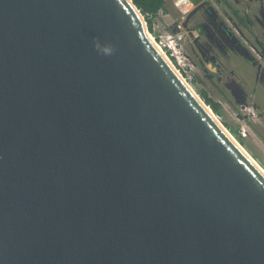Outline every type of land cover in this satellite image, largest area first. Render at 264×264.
Here are the masks:
<instances>
[{"label": "water", "instance_id": "95a60500", "mask_svg": "<svg viewBox=\"0 0 264 264\" xmlns=\"http://www.w3.org/2000/svg\"><path fill=\"white\" fill-rule=\"evenodd\" d=\"M205 104L133 0H0V264H264V172Z\"/></svg>", "mask_w": 264, "mask_h": 264}, {"label": "rangeland", "instance_id": "374dc122", "mask_svg": "<svg viewBox=\"0 0 264 264\" xmlns=\"http://www.w3.org/2000/svg\"><path fill=\"white\" fill-rule=\"evenodd\" d=\"M241 1H243L244 6L247 5V1ZM256 1L257 9L255 13L257 18H260L261 9L264 8V0H262L261 5H259L258 0ZM235 10L238 11L236 14L239 19H243L244 15L249 13H245L243 7ZM142 16L147 24V18L143 14ZM184 23V15L173 5L171 0V6L164 5L163 9L152 18L151 28H148V30L163 47L174 66L201 100L205 102L204 93L208 99L218 104V110L216 111L210 105L208 106L224 127L264 168V116L259 115V111L253 108L251 103L246 109L240 107L234 101L229 89L224 84L226 81L219 79L215 68L210 67V64H213L212 61L201 57L197 48L198 44H196L197 40L189 35L190 21L186 27L183 25ZM250 28L249 26H243L245 33L250 32L258 40L263 39L262 29H259L256 25L251 28L253 31ZM225 75L226 73H223L222 77ZM237 81L241 83L239 79ZM260 111L264 113L263 106L260 107Z\"/></svg>", "mask_w": 264, "mask_h": 264}, {"label": "flooded vegetation", "instance_id": "af4514ba", "mask_svg": "<svg viewBox=\"0 0 264 264\" xmlns=\"http://www.w3.org/2000/svg\"><path fill=\"white\" fill-rule=\"evenodd\" d=\"M258 1L261 5L262 0ZM211 2L215 7V12L208 8L207 4L209 3L208 1H206L190 16V19L191 17L195 18L196 16V19L198 20V24L195 26V29L197 27L196 44L200 46L201 57L205 60L212 61L213 65H215V70L218 73L217 77L219 79H221L222 81H228L232 77V74H230L229 70H226V68L223 69V67L219 64L221 60L217 55L221 53L225 58L228 57L227 45L219 39L218 33L220 35L221 33L225 34L227 28L233 30V27L237 26L239 30L243 32L249 45H251L254 51L258 53V57L253 55V53H250L251 60L259 64L260 67L264 69V18H257L256 13V15H254L255 21L263 25L261 30L263 39L258 40L255 36H253V33H245L243 30V26L251 27V21L247 16L248 14L244 15L243 19H239V17L234 14V8L232 9L233 13L228 12L229 8H231V6L233 7V4H231V2H236L235 0H211ZM243 11L245 13H248V11H246L245 9H243ZM250 13L252 14L253 12ZM248 21L250 22L248 23ZM247 61V65H249L248 68L250 69V71H248V74L251 75L252 79L251 85L249 87H246L249 88L250 92H247L245 86L242 84V88L247 93V106H249V104L251 103L253 108L259 111L258 114L264 116V113L260 111L261 106H263L264 109V85L256 79V66H253L251 62H249V60ZM223 73H226L224 77H222ZM236 78L238 77L236 76ZM226 88L228 87L226 86Z\"/></svg>", "mask_w": 264, "mask_h": 264}, {"label": "crops", "instance_id": "0c3cea01", "mask_svg": "<svg viewBox=\"0 0 264 264\" xmlns=\"http://www.w3.org/2000/svg\"><path fill=\"white\" fill-rule=\"evenodd\" d=\"M206 1H208V3H209V4H207L208 7L210 5L213 8H215L213 3L211 2V0H198V2L195 1L196 3L193 2L192 9L196 6L197 3L198 4L199 3L203 4ZM235 1L236 2L231 3V4H233V7L231 6V8H229L228 12L229 13H233V10H232L233 8L237 9V8H242L243 7V9H245L246 11L249 12L247 16H248V19L251 21V28L254 25H256V26H258L259 29H262L263 25H261L260 23H257L255 21V19H254V15H256L255 14V10L257 9V1L256 0H245V1H247V5H245V6L242 3L243 1H241V0H235ZM172 2H173V0H172ZM164 5L171 6V0H164ZM191 10L189 12H191ZM235 12L237 13L238 11L235 10ZM235 12H234V14H236ZM250 12H253V13L250 14ZM261 12H263V15H264V8L261 9ZM187 14L184 16L185 27H186L187 23L190 21L191 24H190V27H189V35L193 36V37H195V36L197 37V31H196L197 27L195 29V26L198 24V20L196 19V16H195V18L191 17V19L190 18L186 19ZM263 18H264V16L262 17V15H261L260 19H263ZM250 21H248V23ZM255 33H257V32H255ZM227 50H228V57H226V58L221 53L217 54L218 57L221 60L219 62V64L223 67V69L226 68V70H229L230 74H232L231 76H233L235 78L237 76L238 78H236V79H239L241 81V83L245 86L246 91L249 92L250 91L249 88H246V87H249L251 85L252 79H251V75L248 74L249 73L248 71H250V69L248 68L249 65H247L248 61L246 60V58L238 55L237 53H233L228 48H227ZM210 65H211L210 67H212V68L214 67L215 68V65H213V64H210Z\"/></svg>", "mask_w": 264, "mask_h": 264}, {"label": "trees", "instance_id": "16d2710c", "mask_svg": "<svg viewBox=\"0 0 264 264\" xmlns=\"http://www.w3.org/2000/svg\"><path fill=\"white\" fill-rule=\"evenodd\" d=\"M192 1L195 2L196 0ZM133 2L137 6V8L140 9L141 13L147 18V25L150 29L152 18L155 17L157 13L163 9L164 0H133ZM196 2H198V0ZM203 95L205 98V103L210 105L215 111L218 110V104L208 99L204 93Z\"/></svg>", "mask_w": 264, "mask_h": 264}, {"label": "bare ground", "instance_id": "6f19581e", "mask_svg": "<svg viewBox=\"0 0 264 264\" xmlns=\"http://www.w3.org/2000/svg\"><path fill=\"white\" fill-rule=\"evenodd\" d=\"M149 35L151 36V38L153 39L154 43L157 45V47L159 48V50L162 52V54L164 55V57L167 59V61L170 63V65L173 67V69L177 72V74L181 77V79L184 81V83L188 86V88L195 94L197 95V93H195L194 89L189 85V83L187 82V80L181 75V73L179 72V70L174 66L173 62L171 61V59L169 58L168 54L166 53V51L163 49V47L154 39V37L151 35V33H149ZM197 97H199L197 95ZM200 98V97H199ZM201 99V98H200ZM206 105V104H205ZM208 108V107H207ZM209 109V108H208ZM210 110V109H209ZM212 113V112H211ZM213 115L214 112L212 113ZM216 119L218 120V122L220 124H222L219 119L217 118V116L215 115ZM223 125V124H222ZM224 127V125H223ZM225 128V127H224ZM225 130L227 131V133L235 140V142H237V144H239L243 149H245L235 138L234 136L225 128ZM245 152L249 155L250 158H252L255 163L263 170L264 172V168L258 164V162L249 154V152L245 149Z\"/></svg>", "mask_w": 264, "mask_h": 264}, {"label": "built area", "instance_id": "2783aa9c", "mask_svg": "<svg viewBox=\"0 0 264 264\" xmlns=\"http://www.w3.org/2000/svg\"><path fill=\"white\" fill-rule=\"evenodd\" d=\"M173 5L178 8L182 15H186L193 7V1L192 0H173ZM233 31H235L237 34L238 31L235 27H233ZM241 41L247 46L248 50L253 53L256 57H258V53L254 51L253 47L249 45L248 41L244 39L243 37H240Z\"/></svg>", "mask_w": 264, "mask_h": 264}, {"label": "clouds", "instance_id": "9594fccd", "mask_svg": "<svg viewBox=\"0 0 264 264\" xmlns=\"http://www.w3.org/2000/svg\"><path fill=\"white\" fill-rule=\"evenodd\" d=\"M244 39H246V37H244ZM246 40H247V39H246ZM250 53H251V52H250ZM243 108H246V109H247V108H248V106H245V107H243Z\"/></svg>", "mask_w": 264, "mask_h": 264}]
</instances>
